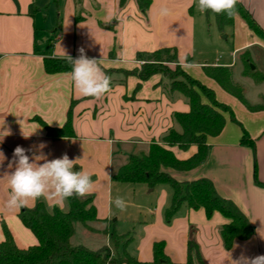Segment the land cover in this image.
Wrapping results in <instances>:
<instances>
[{"label": "crops", "instance_id": "crops-1", "mask_svg": "<svg viewBox=\"0 0 264 264\" xmlns=\"http://www.w3.org/2000/svg\"><path fill=\"white\" fill-rule=\"evenodd\" d=\"M239 1L264 29V0ZM195 5L196 0H152L143 13L136 0H127L123 6L120 0H81L80 3L76 0L56 3L0 0V153L4 156L0 155V242L4 239L2 224L5 222L19 247L37 243L35 235L18 216L22 207H7L10 187L5 174L14 171L13 150L20 145L32 150L28 154L35 157L37 164L43 163V157L51 160L65 153L77 160L74 171L90 173L94 182L87 195L93 196L100 220L89 225L96 228L97 224L96 229H100L106 224L101 220H113L121 234H124L121 226L140 225L138 241L133 246L136 239L132 236L128 251L141 261H152L153 244L162 240L171 260L186 264L191 238L199 244L208 264H233L242 255H264V186L255 182L256 169L259 181L264 183V110H250L203 69L204 65L233 66L237 68L234 73L238 74L239 70L243 71V66L237 67L239 52L252 51L258 45L264 47V41L243 19L235 16L233 31L237 40L233 47L227 51L216 48L220 50L216 58L202 55L196 48ZM165 6L171 14L160 17L159 9ZM77 15L82 18L76 20ZM81 47L89 57L100 60L103 73L104 69L138 67L142 63L136 58L138 51L176 47L183 68L214 89L217 98L232 107L236 118L255 140V151L240 144L242 127L226 114L223 131L208 137L209 151L202 164L188 171L171 168L167 171L180 180L211 178L217 191L232 199L248 217L254 228L249 239H236L227 249L220 228L228 219L221 213L215 212L208 218L203 209H191L184 204L167 220L165 209L171 201L170 189H158L160 185H157L150 190L144 183L122 185L112 179L113 172L130 154L147 152L150 144L159 141L171 127L180 130L173 114L188 111L189 104L182 93L169 89L170 81L162 74H154L137 88L140 81L137 76L115 71L110 91L97 98L82 95L72 82L71 72H46L45 57L76 58ZM189 56L191 62L187 59ZM242 71L239 74L246 77ZM247 79L250 85L264 84ZM73 101L75 136H49L35 117L52 126H62ZM173 151L178 158L186 159L195 153L196 146L188 150L174 147ZM132 193L129 198L128 194ZM117 197L125 201L124 210L116 207ZM42 198L49 205L67 206L66 199ZM36 201L28 200L26 206L32 207ZM94 233L104 236L91 239L99 245L94 248L109 243L108 234L97 230Z\"/></svg>", "mask_w": 264, "mask_h": 264}, {"label": "trees", "instance_id": "trees-1", "mask_svg": "<svg viewBox=\"0 0 264 264\" xmlns=\"http://www.w3.org/2000/svg\"><path fill=\"white\" fill-rule=\"evenodd\" d=\"M55 3L58 0H53ZM80 3L81 0H76ZM127 0H120L123 6ZM139 9L145 13L152 0H136ZM215 19L221 30L234 24L235 16L245 21L249 29L264 41V29L258 24L244 4L237 0L234 14L229 17L225 13L216 14ZM82 17L77 15L76 20ZM111 25V24H109ZM108 25V26H109ZM112 54V53H111ZM252 52L244 49L239 52L243 63L242 74L253 78L256 82H264V70L251 57ZM137 60L141 65L133 69H104L106 75L112 77L113 72L121 70L125 76L135 75L139 78L137 88L142 81L154 74H162L170 80L169 89L182 93L189 104L188 111H175L173 118L180 130L171 127L159 141L150 144L147 152L132 153L128 160L116 169L112 179L118 182L144 183L153 188L157 185H168L172 189V197L165 209V218L172 219L182 205L191 209H203L208 218L215 212L221 213L228 222L222 224L220 233L224 246L229 249L236 239H249L254 232L248 217L236 203L221 195L207 176L180 180L170 174L167 169L188 171L202 164L208 155L209 136L219 135L226 125V114L242 127L240 144L251 147L255 151V140L250 136L242 123L236 118L232 107L220 101L214 89L189 74L181 65L176 47H163L154 51H138ZM188 61L191 62L189 56ZM173 63L174 66L170 64ZM44 67L48 73L71 72V65L66 57H45ZM205 73L215 79L225 90L235 95L252 111L264 110V103L252 105L245 97L244 87L234 81L235 67L204 65ZM113 79L111 80V86ZM110 86V87H111ZM264 99V96L262 97ZM72 102L66 122L62 126H52L40 117H35L52 137L75 136L72 125ZM196 146L194 154L180 159L173 151L174 147L188 150ZM255 182L259 181L255 169ZM67 206L49 205L42 197L32 207L24 206L18 216L21 222L37 238L35 245L23 248L14 240L7 224L3 222L4 239L0 242V264H175L165 252V242L155 241L153 244V260L141 261L128 251L132 235L125 236L118 232L116 222L101 220L105 227L101 230L108 234L109 243L99 248H90L85 244H74L71 238L75 234V224L81 223L85 228L95 231L90 222L99 221L97 209L92 195L67 198ZM186 264H208L203 258L200 246L193 238L188 240Z\"/></svg>", "mask_w": 264, "mask_h": 264}, {"label": "clouds", "instance_id": "clouds-1", "mask_svg": "<svg viewBox=\"0 0 264 264\" xmlns=\"http://www.w3.org/2000/svg\"><path fill=\"white\" fill-rule=\"evenodd\" d=\"M236 4L237 0H196L197 11L225 13L229 17L234 14ZM158 14L160 17H167L171 14V10L166 6L161 7ZM78 52L79 55L76 58L66 55V60L71 65L70 75L74 86L84 96L101 97L110 91L112 77L101 71L100 60L89 57L83 47L78 49ZM240 71L242 69L238 71L239 78H237V72L234 73V81L242 78ZM262 95H264V84L255 85L254 94L248 93L246 98L256 105L264 103V99H261ZM31 151L30 148L26 149L20 145L13 150L12 162L15 164V169L10 174H5L8 176L10 187L8 208L24 207L28 200H37L41 197L65 200L90 193L94 184L91 174L82 170L74 171L77 160L70 159L65 153L51 160L42 156L43 163L37 164L35 157H30L28 154ZM0 155L3 156V153ZM114 203L120 210L126 207L125 201L120 197H117ZM233 264H264V255L255 257L242 255L238 260L233 261Z\"/></svg>", "mask_w": 264, "mask_h": 264}, {"label": "rangeland", "instance_id": "rangeland-1", "mask_svg": "<svg viewBox=\"0 0 264 264\" xmlns=\"http://www.w3.org/2000/svg\"><path fill=\"white\" fill-rule=\"evenodd\" d=\"M194 16H195V22H196V48H197V52L199 53H203L202 55H208L209 57L214 56V58H216V56H219L220 54V50H216V48H222L223 50L227 51L229 49H231L233 47V45L235 44L236 40H237V36H235L234 33V26H227L224 30H221L216 22L215 19V15L213 12L211 11H206L204 13H201L199 11H197V7L195 5L194 7ZM216 50V51H215ZM254 54H253V52ZM252 54L251 57L253 58L254 62L259 68H264V47L263 46H254L253 50H252ZM201 55V54H200ZM200 55H196L197 58H199L198 56ZM195 57V59H196ZM171 66H174L173 63L170 64ZM243 63H241L240 59L238 60V66L242 67ZM237 69V68H236ZM236 71V70H235ZM240 77H242V75L240 74ZM237 78H239L238 74H237ZM247 77H242L241 79L237 80L236 82H238L239 84H241L244 87V92H245V97L248 93L254 94L255 92V85L258 86V84H252L250 85L248 82V79H244ZM251 78V77H249ZM253 79V78H252ZM168 81H170L168 79ZM249 104H252L249 102V100L247 99ZM247 106V105H245ZM239 125V124H238ZM126 183V182H124ZM129 183V182H128ZM118 184H122V185H136L134 183H130V184H123V182H118ZM160 187H164L165 189H170V191H172V189L168 186V185H160L158 189H160ZM151 190V188H149ZM173 192V191H172ZM134 195L133 193L131 195L128 194V197ZM156 194H153V197H155ZM129 197V198H130ZM76 228H75V235L73 238V243H81V244H85L90 248H94L96 246L99 245H95L93 244V242L91 241V239L93 240L94 238H98L102 239L104 236L102 235H96L94 233V231L92 230H85V226L81 223H76L75 224ZM95 227H99L97 224L95 225ZM105 227V225H101L100 229H95V231H101L103 228ZM140 225L136 226V227H129V226H121L120 230L123 231V233L125 234V236H129L132 235L133 237L135 236L136 242L133 243V246L136 245L137 241H138V236L137 234H139V230H140ZM97 243V240H95ZM98 244V243H97ZM108 244V243H107ZM104 245V244H103Z\"/></svg>", "mask_w": 264, "mask_h": 264}, {"label": "water", "instance_id": "water-1", "mask_svg": "<svg viewBox=\"0 0 264 264\" xmlns=\"http://www.w3.org/2000/svg\"><path fill=\"white\" fill-rule=\"evenodd\" d=\"M251 67H252V69H254L255 68V65L254 64H251Z\"/></svg>", "mask_w": 264, "mask_h": 264}]
</instances>
